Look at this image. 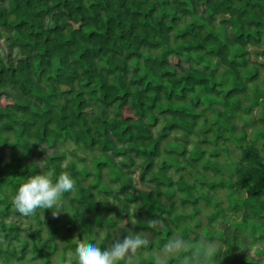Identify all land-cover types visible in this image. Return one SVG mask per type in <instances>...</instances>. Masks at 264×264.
I'll return each instance as SVG.
<instances>
[{"label":"trees","instance_id":"trees-1","mask_svg":"<svg viewBox=\"0 0 264 264\" xmlns=\"http://www.w3.org/2000/svg\"><path fill=\"white\" fill-rule=\"evenodd\" d=\"M250 47L264 58V0H0V264L56 255L75 264L71 236L105 250L96 230L112 239L115 219L136 217L134 203L132 230L152 231L151 248L201 229L228 246L218 264H264V63L251 62ZM247 117L252 133L239 128ZM134 167L148 191L135 186ZM64 171L76 188L62 213L10 221L29 176ZM158 218L166 227L148 229ZM219 223L225 232L213 231ZM255 246L259 260L246 253ZM139 264H152L150 254Z\"/></svg>","mask_w":264,"mask_h":264},{"label":"clouds","instance_id":"clouds-1","mask_svg":"<svg viewBox=\"0 0 264 264\" xmlns=\"http://www.w3.org/2000/svg\"><path fill=\"white\" fill-rule=\"evenodd\" d=\"M76 182L67 171L61 172L55 181L51 172H42L29 176L17 189L11 203L24 217L34 215L38 209H57L53 217L60 213L59 207L65 193H71ZM166 227L162 218L147 222V228L162 231ZM152 232L127 230L123 238L112 239L105 250L96 243L80 242L71 254L75 264H139V257L149 253L152 264H218L216 257L220 253L217 242L207 238L189 239L183 235L170 237L161 248H151ZM0 243H6L0 234Z\"/></svg>","mask_w":264,"mask_h":264},{"label":"rangeland","instance_id":"rangeland-1","mask_svg":"<svg viewBox=\"0 0 264 264\" xmlns=\"http://www.w3.org/2000/svg\"><path fill=\"white\" fill-rule=\"evenodd\" d=\"M221 19L218 20L217 23H220ZM3 43V52H5L6 50V47H7V42L6 40L4 39L2 41ZM248 51L250 52V60L252 63H264V58H263V48H260V49H257V48H253V47H250L248 49ZM220 70L222 72H224L226 70L225 67H223L222 65H220ZM260 113V110L258 109L254 115L255 116H258V114ZM252 119V118H251ZM250 118H246L244 119L243 121H241V123H239V128L240 129H247L249 133H252V130L253 128V124H252V120ZM160 126L156 127L155 128V132H158L160 130ZM172 138H175V139H179L181 138V133H173L172 134ZM170 139V142L173 141V139ZM66 149L70 150L71 152H74L75 151V147L72 143H68L64 146ZM80 155L83 156V154L81 152H79ZM89 157L91 158V156L89 155ZM74 160V157L73 156H69L68 157V160H67V163L69 161H72ZM223 160V159H222ZM142 162L141 161H138L137 162V165L141 164ZM90 165L88 164V167ZM182 169H184V166L180 165ZM138 167V166H137ZM137 167H134L133 169V178H134V184L136 187H138L139 189H141L142 191L146 192L149 190V188L147 187L148 184L146 183H140L139 182V176H140V172H139V168ZM174 167H177V166H174ZM107 172V171H106ZM190 173H192V178L194 180H198V176L196 175V171L195 170H190ZM116 186V185H115ZM114 187V186H113ZM122 199V196L120 197ZM227 195H226V192L225 191H221L218 195H215V199L216 201H222L223 202V205L226 207L227 206ZM100 200L105 204V205H112L117 207L119 210H120V213H123L122 215L125 216L127 215L126 212H124V210L122 209V202L121 201H116L112 198H107V197H101ZM138 203H134V204H131L130 207H129V213L130 214H133L135 213L136 214V217L133 218V219H128L126 221H122V220H116L115 219V224H116V228L113 232V236L111 235L112 239L116 238L117 236H119V238H123V236L121 235V230L125 229V230H129V229H133L134 225H136V221L140 214V211H141V208L138 207ZM16 211V210H15ZM17 213L15 217H13L10 221H16V222H20L22 223V225L24 227H27L29 222L27 221H24V219L22 217H20V214L18 212H15ZM210 213L209 210H206L205 211V214L204 216L202 217V223H203V226H208V220L206 218V215ZM105 219H108V218H113V216L111 215H104ZM168 219H170V217H168ZM237 221H241V218L240 217H237L236 218ZM169 222V221H168ZM190 226H192V223L189 224ZM226 226L227 224H222V223H219V224H216L214 225V228H213V231H221V232H225L226 230ZM105 231L106 229L103 228L101 230H96V235H95V240L97 241V243H100L102 241H106L107 243V246L108 244L112 241V239H108L106 240V236H105ZM108 231V229H107ZM147 232V231H146ZM149 232H152V231H149ZM196 232L198 234H193L191 236V238H196L197 236L201 237V238H204V231L203 230H196ZM63 233L65 234V237L63 240L60 241V244H65L67 240H70V236L68 235V233L66 232L65 228H64V231ZM176 235H179V232L177 231L176 232ZM151 241H156V237L153 235V232H152V235L150 237ZM71 240L75 243L73 246L75 247L78 243H80V241L78 240V234L75 233L74 235L71 236ZM86 241V238H84L81 242H85ZM217 245H218V249L224 251L226 250V248L228 247L226 244H224L223 242L219 241L217 242ZM248 250V249H247ZM72 251L68 250V262L74 260V256L71 254ZM256 248V246L254 248H251L250 250L246 251V253L250 254L251 257H253L254 259H260V256H259V252ZM53 259V263L52 264H56V262L58 261V255L56 256H53L52 257ZM36 263H40V260H36ZM23 264H32L29 260L27 261H24Z\"/></svg>","mask_w":264,"mask_h":264}]
</instances>
